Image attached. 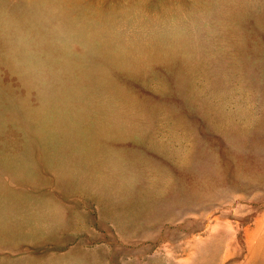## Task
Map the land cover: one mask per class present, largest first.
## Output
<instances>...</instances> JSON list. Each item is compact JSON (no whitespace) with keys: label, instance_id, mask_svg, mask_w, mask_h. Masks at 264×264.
Returning a JSON list of instances; mask_svg holds the SVG:
<instances>
[{"label":"rangeland","instance_id":"374dc122","mask_svg":"<svg viewBox=\"0 0 264 264\" xmlns=\"http://www.w3.org/2000/svg\"><path fill=\"white\" fill-rule=\"evenodd\" d=\"M0 264H264V0H0Z\"/></svg>","mask_w":264,"mask_h":264}]
</instances>
